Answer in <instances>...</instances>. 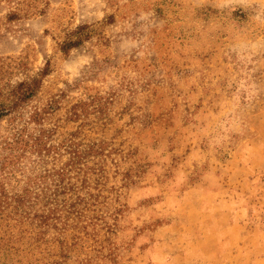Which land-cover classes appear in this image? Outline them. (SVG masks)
Masks as SVG:
<instances>
[{
    "label": "rangeland",
    "instance_id": "rangeland-1",
    "mask_svg": "<svg viewBox=\"0 0 264 264\" xmlns=\"http://www.w3.org/2000/svg\"><path fill=\"white\" fill-rule=\"evenodd\" d=\"M35 77L0 120V160L16 125L53 131L58 151L17 159L0 183L88 209L63 214L81 230L40 236L6 228L0 202V264H264V0H0V104ZM69 140L100 149L77 191Z\"/></svg>",
    "mask_w": 264,
    "mask_h": 264
},
{
    "label": "trees",
    "instance_id": "trees-1",
    "mask_svg": "<svg viewBox=\"0 0 264 264\" xmlns=\"http://www.w3.org/2000/svg\"><path fill=\"white\" fill-rule=\"evenodd\" d=\"M89 25H81L77 27L71 33V37L64 41L60 45V49L64 53L70 52L72 49L81 46L88 37L87 30ZM49 72V64L43 69L40 73V77L46 76ZM42 84L41 78L35 77L28 81L20 82L11 92V98L8 102L0 104V120L5 117L14 115L13 119L18 118V110L22 103L27 102L33 98L37 91L40 89ZM81 105L74 106V111L71 112L74 118L80 116V113L77 111V107ZM83 109V107H81ZM30 120L39 121V114L36 112L32 114L29 118ZM29 124V123H28ZM27 124V125H28ZM12 132V137L10 140L3 138L1 144H3L4 151L7 150L10 152L9 156H3L0 160V171L3 172L1 175L4 179H7L9 171L7 169L14 165L17 159L30 154H38L39 157L45 161L46 155H51L52 152L57 153L58 147L51 142V137L53 136V131L40 130V134L30 133L27 128L14 127ZM73 136V134H72ZM68 152L71 156L70 163L67 166L77 169L76 177L81 179V184L78 187L73 186L70 188H65L64 190H73L77 191L88 185L87 176H81L84 169L81 164L86 165L89 161V157L93 156L100 152L99 144L94 143L86 148H79L78 143L69 140V145L67 146ZM47 159V158H46ZM9 173V174H8ZM58 176L61 180L68 175V171L61 169L57 171ZM48 176V175H46ZM84 177V178H81ZM25 186L20 192H11L7 188L5 182L0 183V202L3 210V221L6 228H17L29 225L31 229L37 230L40 236L46 235V232L50 228L58 230L59 233H64L69 227H75L76 229L81 230L84 227H77L78 224H68L62 221L64 212L71 214V211H74L73 214L77 216V219L81 220L83 217L84 211H87V201L84 198L79 196L76 199L69 202V200H60L59 198L55 199H45L40 198V196L34 194V185L35 182L32 180L26 181ZM75 187V188H74ZM60 189V187H58ZM60 190H57V194ZM36 193V192H35ZM55 194V195H57ZM82 206L79 208L78 206ZM71 210V211H68ZM11 220V222H10ZM86 228V227H85ZM23 232V228H20ZM87 233V232H86ZM62 257L64 259L68 258L67 252L62 251ZM91 258L86 255L80 258L77 261V264H90ZM52 264H63L61 261H54Z\"/></svg>",
    "mask_w": 264,
    "mask_h": 264
}]
</instances>
